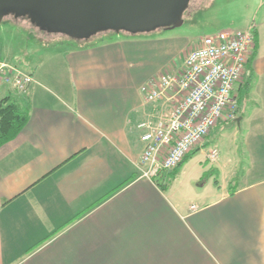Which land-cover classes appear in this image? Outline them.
<instances>
[{
  "label": "crops",
  "instance_id": "0c3cea01",
  "mask_svg": "<svg viewBox=\"0 0 264 264\" xmlns=\"http://www.w3.org/2000/svg\"><path fill=\"white\" fill-rule=\"evenodd\" d=\"M257 7L237 119L197 149L217 147L216 159L202 151L200 167L189 160L172 180L138 176L139 86L179 69L196 44L178 34L107 33L86 47L37 36L20 94L27 122L0 146V264H264V0ZM11 92L1 85L0 99ZM210 169L217 185L214 175L198 181Z\"/></svg>",
  "mask_w": 264,
  "mask_h": 264
},
{
  "label": "built area",
  "instance_id": "2783aa9c",
  "mask_svg": "<svg viewBox=\"0 0 264 264\" xmlns=\"http://www.w3.org/2000/svg\"><path fill=\"white\" fill-rule=\"evenodd\" d=\"M252 28L201 37L179 69H163L139 86L144 107L136 123L139 177L153 180L170 172L188 152L202 147L218 123L236 121L234 88L246 72ZM32 81L31 73L0 60V86L24 94ZM218 155L217 147L208 149L210 160Z\"/></svg>",
  "mask_w": 264,
  "mask_h": 264
},
{
  "label": "water",
  "instance_id": "95a60500",
  "mask_svg": "<svg viewBox=\"0 0 264 264\" xmlns=\"http://www.w3.org/2000/svg\"><path fill=\"white\" fill-rule=\"evenodd\" d=\"M189 0H0V21L25 16L47 33L88 39L100 31L136 35L183 23Z\"/></svg>",
  "mask_w": 264,
  "mask_h": 264
},
{
  "label": "rangeland",
  "instance_id": "374dc122",
  "mask_svg": "<svg viewBox=\"0 0 264 264\" xmlns=\"http://www.w3.org/2000/svg\"><path fill=\"white\" fill-rule=\"evenodd\" d=\"M259 2L260 0H192L188 10L183 12V23L181 25L174 28L160 27L136 35L171 38V35L178 34L186 36L193 44H197V41L205 35L216 34L220 31L243 29L256 22L260 15L259 12L257 13ZM31 30L36 36L15 24L9 17H4L0 21V60L14 64L25 71L31 63L34 52L39 49L40 40L37 36H40L43 40L52 38L43 31H39L37 27H32ZM62 39L64 40V38ZM50 42L53 41L50 40ZM11 93L19 98L23 95L13 90ZM214 132L212 131V133ZM207 143L205 141L202 147H205ZM210 146H213V144L211 143ZM208 148L200 151L196 150L191 157L192 159H189L191 160L190 165L195 164L200 167L198 159L201 152ZM191 173L193 172L186 169L178 177L176 184L184 188ZM204 178L201 176L198 181L203 182ZM169 180H172L170 176Z\"/></svg>",
  "mask_w": 264,
  "mask_h": 264
},
{
  "label": "trees",
  "instance_id": "16d2710c",
  "mask_svg": "<svg viewBox=\"0 0 264 264\" xmlns=\"http://www.w3.org/2000/svg\"><path fill=\"white\" fill-rule=\"evenodd\" d=\"M9 18L15 24H19L26 29H31L32 27H35L27 17L24 18V20H22L21 18H14V17H9ZM39 31L41 30L39 29ZM43 33L47 34L49 37L52 38L62 37L66 39L68 42L74 43L78 47H86L96 44L98 41L101 40V37L106 35L107 33H115V32L112 30L100 31L97 32L95 35L89 37L88 39H80V40L72 39L61 33H47L45 31H43ZM121 33L128 36H133V34L124 31H122ZM252 33H253V46H252V52L248 57L247 64L251 61L255 53V45H256L255 30L253 28H252ZM245 83L249 85L250 79L247 78ZM27 119H28V108L26 101L24 99L19 98L12 93H8L5 97L1 98L0 99V146L5 142L13 139L19 133L22 127L25 125ZM196 150L197 148L188 152L183 157L181 162L173 170H171L170 172L171 179L175 177V175L179 172L181 167L195 154ZM213 172L214 171H212V169L205 171L202 174V178L205 177L204 181H206L211 175H214L213 183L217 185L218 184L217 173H213Z\"/></svg>",
  "mask_w": 264,
  "mask_h": 264
},
{
  "label": "flooded vegetation",
  "instance_id": "af4514ba",
  "mask_svg": "<svg viewBox=\"0 0 264 264\" xmlns=\"http://www.w3.org/2000/svg\"><path fill=\"white\" fill-rule=\"evenodd\" d=\"M192 0H189V2H188V5H187V8H186V10L185 11H187L188 10V7H189V4H190V2H191ZM184 11V12H185ZM7 17H13V15L12 14H10L9 16H7ZM17 18H21V19H24V18H26L25 16H20V17H17Z\"/></svg>",
  "mask_w": 264,
  "mask_h": 264
}]
</instances>
